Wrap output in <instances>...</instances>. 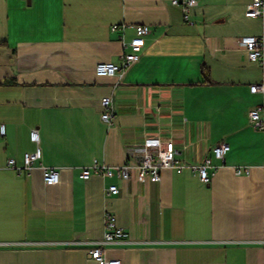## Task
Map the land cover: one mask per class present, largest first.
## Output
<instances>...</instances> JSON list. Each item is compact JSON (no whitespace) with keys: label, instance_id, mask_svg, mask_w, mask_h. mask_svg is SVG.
Returning a JSON list of instances; mask_svg holds the SVG:
<instances>
[{"label":"crops","instance_id":"crops-1","mask_svg":"<svg viewBox=\"0 0 264 264\" xmlns=\"http://www.w3.org/2000/svg\"><path fill=\"white\" fill-rule=\"evenodd\" d=\"M172 1L0 0V264H99L89 251L105 211L127 233L103 246L122 264H264V135L248 117L264 100L250 91L264 67L238 43L263 23L245 16L253 0H197L191 22ZM139 25L149 26L140 60L98 77V62L122 63ZM33 129L42 158L19 174L7 161L36 150ZM147 137L172 140L187 165L209 157L211 182L190 167L162 169L159 182L135 169L126 181L81 179L94 160L137 164L130 150ZM221 142L224 160L212 151ZM40 163L59 170L57 184L44 183ZM245 165L250 174L237 175Z\"/></svg>","mask_w":264,"mask_h":264},{"label":"built area","instance_id":"built-area-1","mask_svg":"<svg viewBox=\"0 0 264 264\" xmlns=\"http://www.w3.org/2000/svg\"><path fill=\"white\" fill-rule=\"evenodd\" d=\"M173 4L182 7L184 20L191 22V9L197 5V0H173ZM245 16L248 18L260 19L263 23V31L260 35H250L241 37L238 43L243 46L248 58L251 62L264 67V0H253L247 6ZM120 25L112 26V31L120 29ZM149 33V26L139 25L137 27V36L129 43L123 42L124 47H129L128 52L122 55V63L120 65L113 62L100 61L95 67V73L98 77H107L115 74H123L134 63H137L141 57L142 47L145 45L144 37ZM121 39L123 38L120 36ZM252 93H264V82L252 84L250 86ZM103 107L101 118L102 120L112 125L115 116L114 103L111 96H104L101 99ZM250 125L264 135V100L256 105L248 112ZM7 129L4 123H0V141L6 136ZM31 141L37 147L33 152H26L23 158V165H17L14 158H9L7 168L21 174L22 172H31L37 162L42 158V150L39 147L40 136L37 129H33L30 133ZM230 150V145L226 142H221L215 145L212 149L214 155L218 159L224 160L225 155ZM132 155L138 156L137 164L126 162L121 165L109 166L94 160L89 166L83 168L80 177L83 180L90 179L93 175L102 177L117 176L123 181L131 179V173L137 170V179L140 182H145L147 178H151L155 182L161 181L162 169H174L178 173L183 172L186 167L192 168L198 173L200 180L209 184L217 167L211 164L210 158L206 157L197 164L187 165L179 159L180 151L176 148L172 140H163L160 137H147L140 144L131 148ZM43 170V181L46 185H54L59 182V170L54 167H47L40 163L39 166ZM235 173L237 175H248L251 171V166H236ZM107 192L109 195L116 196L120 193L118 185H109ZM103 236L100 241L92 243L90 254L99 264H122L119 259H109L104 252V245L111 244L127 236L125 230L117 224V217L109 211H105L103 215Z\"/></svg>","mask_w":264,"mask_h":264},{"label":"trees","instance_id":"trees-1","mask_svg":"<svg viewBox=\"0 0 264 264\" xmlns=\"http://www.w3.org/2000/svg\"><path fill=\"white\" fill-rule=\"evenodd\" d=\"M202 73H203L204 76L207 75V73H208V69H207V67L203 66V68H202Z\"/></svg>","mask_w":264,"mask_h":264}]
</instances>
